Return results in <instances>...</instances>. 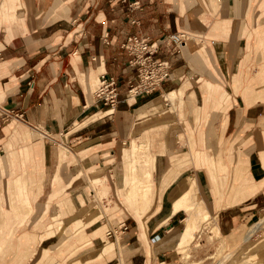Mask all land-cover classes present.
<instances>
[{"label": "crops", "instance_id": "0c3cea01", "mask_svg": "<svg viewBox=\"0 0 264 264\" xmlns=\"http://www.w3.org/2000/svg\"><path fill=\"white\" fill-rule=\"evenodd\" d=\"M263 19L264 0H0V264H164L175 260L180 241L159 239L192 218L194 208L217 219L224 235L258 220L264 212V90L255 68L262 56L264 65V27L256 24ZM175 32L189 36V50L210 43L237 53L229 59L224 53L217 79L195 80L191 60L164 44ZM132 35L157 41L163 58L178 66L175 78L137 97L128 94L138 72L123 47ZM102 74L119 82L124 100L116 107L93 97V80ZM187 80L189 113L199 109L204 117L176 125L193 135L184 152L205 146L206 153L214 142L199 132L216 131L222 120L218 140L232 141L226 170L215 173L207 154L204 166L195 157V168L181 169L178 154L162 151L159 138L155 206L140 217L99 216L91 197L107 205L104 189L115 198L131 177L119 166L145 129L140 111L155 116L163 92ZM214 82L224 83L219 87L228 94L204 111L206 98L220 94L203 90ZM249 84L252 93L245 92ZM191 176L195 187L184 203L195 205L173 211L172 193ZM60 216L64 229L81 221L73 235L50 234ZM112 228L117 232L109 236Z\"/></svg>", "mask_w": 264, "mask_h": 264}, {"label": "rangeland", "instance_id": "374dc122", "mask_svg": "<svg viewBox=\"0 0 264 264\" xmlns=\"http://www.w3.org/2000/svg\"><path fill=\"white\" fill-rule=\"evenodd\" d=\"M258 24H256V27L259 25L261 27H264V19L257 20ZM254 27L253 25H251ZM255 30V29H254ZM215 38L216 35L214 36ZM191 38V37H190ZM201 38V37H200ZM198 39L202 40V42H205L203 39ZM189 39V36L186 38V44L184 47L181 48L180 52H175L176 56H184L185 58L191 60L192 67L190 70V73L192 76H194L195 80H205V76H211V79H217V71L220 75H222V70L221 68H218L216 64L221 63V59L223 58L224 53L227 54L225 56L227 59H229L230 56L236 55L237 52H229L230 55H228L227 52H223L220 47H217L219 45L212 46V44H201L198 47L195 46L193 49L189 50L187 47V40ZM261 40V38H260ZM262 42H264V38H262ZM244 52H240L239 54H242ZM257 59V58H256ZM262 59L263 56L259 59V62L257 63V66L255 68L256 70H260L261 74L259 75L258 79H260V84L262 86V89L264 90V65L261 67L260 63L262 64ZM261 60V62H260ZM169 61V60H168ZM203 61L207 64L203 63ZM172 64V73L177 65H175V62L169 61ZM183 63V61H182ZM183 70V69H182ZM182 70H177L175 74H179L182 72ZM254 70V69H253ZM254 72V73H255ZM218 74V75H219ZM172 77L175 78L174 74ZM176 80H179V78H176ZM226 80L225 85L230 86L231 84L229 81ZM206 81H202L200 84H205ZM99 80L98 78L93 80L92 83V90L95 91L97 86H98ZM224 84V83H215L212 85H209L208 88L203 86V90L205 91L206 89L209 90H214V92L220 91L219 96L217 94H212L209 95L206 98V104L203 107V110L207 111L208 104L211 102L212 105H217L218 107L221 105V101L227 96V91L226 89L228 88H223L219 87V85ZM191 86L190 82L187 80L185 83L181 82L176 86V90H171L175 91L177 95V99L174 103L171 101L167 100V93L169 92H163L164 97L161 98V110H157L155 116L147 114L146 117V111L143 109L140 111L139 115V120H143V128H145L143 131H141L135 138V140L132 141L131 147L129 148L130 150L132 149L131 152V159L128 157L127 152L129 149H125V160L126 158L128 159L127 161H124L120 164V169L124 172L125 176H131L130 178H126L123 180V184L119 186L116 189V196L115 198L111 194H106L105 189L103 193V197H106L107 199V205L104 204V200L100 199L98 200V195L97 196H92L91 197V203L94 202V204L97 206V212L101 216V211H104L106 214H109L119 220H121L123 217H125L126 214L132 213L138 216V214H141V211L143 210V214L147 213L149 209L155 206L156 202L158 201V198L160 195H157V191L154 187V171L156 169V163L154 161L155 158V153H157V140L161 138V150H167L169 154H178L179 157V167L181 169L187 168V167H194L195 168V163L194 159L196 157L197 162L200 166L205 165V154H207V160L209 161L211 167L214 169L215 173L216 172H222L226 170L223 166L227 163H224L225 159L227 160L228 157V150H229V145L232 142L231 139L229 138H221L218 140V136L221 133V122H219V125L217 127L216 131L213 130H208L207 132L201 131L200 133V138L201 140L203 139V134L204 138L207 134L208 139L211 142H214V144H210L208 147L209 149L206 150L207 152L205 153V146L204 149H195L192 148L191 151H185V145L187 143H190L191 138L193 139L192 132L186 131V130H180L179 128L177 129L176 125L178 124H186L189 122L191 118L198 119V117H204V113L200 112L199 109L195 110L193 114L189 113V110L187 108V105L185 104V93L186 89ZM234 90L237 92V89L235 86ZM246 87L245 92H250L252 93L253 85L249 84ZM229 89V88H228ZM263 93V92H262ZM261 93V94H262ZM261 95L260 98H264ZM201 101V100H200ZM146 117V119H145ZM212 121H210L211 123ZM176 128V129H175ZM139 143L140 144V150H136L135 152L133 151L134 143ZM175 147V145H177ZM181 145V146H180ZM131 160V161H130ZM186 160V161H185ZM224 160V161H223ZM177 164V158H174V165ZM184 164V166H182ZM197 165V163H196ZM171 175L175 174V169H171L170 171ZM130 183V184H129ZM190 188H188L186 185ZM129 184V186L126 188V185ZM152 185V192L148 189V194L145 195L146 198L142 199V191L144 188L149 187V185ZM183 187H186V190L193 192V189L195 187V181L193 179V176L189 177L184 181ZM135 189L136 192H139V198L141 197L139 202H135L133 195L131 194L130 190ZM182 189V188H181ZM184 190V191H186ZM191 191V192H190ZM195 191V190H194ZM146 192V191H145ZM154 192V193H153ZM198 195H201L198 191ZM149 199H151L149 201ZM195 200L196 196L194 197ZM136 203L137 206H147L146 208L148 209H142L140 210L137 208L135 209L134 206ZM148 202V203H147ZM150 202V203H149ZM155 202V203H154ZM144 203V204H143ZM148 205H147V204ZM197 203V201H196ZM142 204V205H140ZM153 205V206H152ZM132 208V211L129 209ZM126 208L128 209L127 211ZM199 213L201 211L199 210ZM198 213V214H199ZM203 213V212H202ZM200 214L198 215L199 217V222L200 224L197 227V230L194 234V237H190L192 239L187 240L186 242L179 243L177 248L175 249V260L172 262H166L164 264H264V225L263 227L258 229L249 240H244L245 236L247 233L250 231L252 224L254 225L256 222L260 221L261 219H264V212L262 213L261 217L254 221L251 222L248 226L242 228L239 230L238 233L235 234V232L229 234V235H224L221 233L218 225H217V219L211 218L209 215L206 217L205 214ZM203 216V218H202ZM76 218V214L74 216ZM58 221L63 220L64 223L66 224V221L60 217L57 219ZM57 220L55 223L51 226L50 234H69L73 235L76 232V229L78 227V224L81 223V221L76 222V224L70 228H65L64 230H56V227L58 226ZM218 227V228H217ZM55 229V230H54ZM219 229V230H218ZM218 231V232H217ZM200 234V235H199ZM179 239L178 237H174L172 240H177ZM182 244V245H181ZM225 247V249H224ZM238 247V248H237ZM237 248V249H236ZM236 249V251H235ZM234 250V252H233ZM261 251V252H260ZM232 252V253H231ZM259 252V253H258ZM226 253V254H225ZM231 253V255H230ZM256 254L254 256L253 254ZM252 256H251V255ZM183 258V259H182ZM225 258V259H224Z\"/></svg>", "mask_w": 264, "mask_h": 264}, {"label": "built area", "instance_id": "2783aa9c", "mask_svg": "<svg viewBox=\"0 0 264 264\" xmlns=\"http://www.w3.org/2000/svg\"><path fill=\"white\" fill-rule=\"evenodd\" d=\"M187 34L175 32L169 35L164 44L173 45L177 52L186 44ZM123 47L132 54L131 65L137 69L138 79L128 89L129 96H141L155 92L162 84L172 77V64L163 58L161 44L152 42L147 36H129ZM93 97L96 102H102L106 106L116 107L123 100V93L118 80L114 76L102 74ZM22 118L24 113H17ZM125 224L122 225L124 227ZM117 230L110 229L108 235H115Z\"/></svg>", "mask_w": 264, "mask_h": 264}, {"label": "bare ground", "instance_id": "6f19581e", "mask_svg": "<svg viewBox=\"0 0 264 264\" xmlns=\"http://www.w3.org/2000/svg\"><path fill=\"white\" fill-rule=\"evenodd\" d=\"M176 99H177V95H176V92L175 91H170L169 93H167V100H169V101H171L172 103H174L175 101H176ZM162 110H165V109H162ZM162 110H161V112H162ZM140 144L139 143H134V147H133V151L135 152L137 149L138 150H140ZM136 153V152H135ZM186 161V160H185ZM180 166V165H179ZM182 166H184V164L182 165ZM174 169V168H173ZM28 179V178H27ZM166 184H168V183H166ZM169 184H170V182H169ZM168 184V185H169ZM183 185H184V182L182 183ZM167 185V186H168ZM183 185H181L180 187H178L173 193H172V195H171V199L173 200V204H174V209H172L173 211H176V210H178L179 208H181V207H183V206H185L186 204L184 203V202H186V200H188V196L189 195H191L192 194V192H191V194L189 193V191H187V190H189L190 188L186 185V183H185V185L189 188V189H187L185 192H182V196H179V194L181 193V188L183 187ZM166 186V185H165ZM164 186V187H165ZM152 185L150 184L149 185V187H147V188H144L142 191H139V192H142V199L143 198H146V196L145 195H147L148 194V189L151 191L152 190ZM146 191V192H145ZM130 192H131V194L133 195V198H134V201L135 202H139L140 201V199H141V197L139 198L138 196H139V192H136L135 191V189H133V190H130ZM152 192V191H151ZM154 193V192H153ZM184 193V194H183ZM161 197V196H160ZM159 197V198H160ZM158 198V199H159ZM191 199V198H190ZM139 200V201H138ZM151 199H149V201H150ZM191 201H193V203L196 201V200H191ZM135 202H134V206H135V209L137 210V208H139L140 210H142V209H148V208H146L147 206H143V207H141V206H137V204L138 203H136V205H135ZM148 203V202H147ZM146 203V204H147ZM150 203V202H149ZM155 203V202H154ZM201 203V202H200ZM144 204V203H143ZM185 204V205H184ZM202 204V203H201ZM140 205H142V204H140ZM148 205V204H147ZM192 204L190 203V205L188 204V205H186L184 208L186 209V208H192V206L193 205H195V203L191 206ZM153 206V205H152ZM171 206V205H170ZM200 206V205H199ZM199 206H197V207H199ZM153 208V207H152ZM151 208V209H152ZM204 208V207H203ZM196 208H194V211L195 212H193V217L192 218H190V219H188V220H186V221H184L183 222V224L182 225H180V226H178L177 225V227H173V228H170V230H169V232H168V234H167V236H165V237H161L159 240V243H164V242H166L167 240H169V239H172V238H174V237H178L179 238V241H180V243H183L184 244V242H186L187 240H189V239H192L193 237H194V234H195V232H196V230H197V227L200 225V224H198V222L200 221L199 220V217H198V215H200L203 211V209L202 210H200L201 211V213H199V210H197V212H196V210H195ZM150 210V209H149ZM184 211H186V210H184ZM207 211V210H206ZM199 213V214H198ZM172 214V213H171ZM195 214H197L196 215V219H195ZM203 215L205 214V216L207 217L208 215H209V213L208 212H203L202 213ZM141 215H143V210L141 211V214H138V217H140ZM189 215V214H188ZM169 216H171V215H169ZM210 216V215H209ZM200 217H201V215H200ZM202 218H203V216H202ZM165 220V219H164ZM199 220V221H198ZM161 222V221H160ZM159 222V223H160ZM158 223V224H159ZM163 223V220H162V222L160 223V224H162ZM64 222L61 220L59 223H58V226H57V229L58 230H63L64 229ZM147 224V223H146ZM159 224V225H160ZM263 225H264V219H261L260 221H258V222H256L254 225L252 224V227H251V229H250V231L247 233V235L245 236V239L244 240H249L251 237H252V235L259 229L260 230V228L261 227H263ZM160 228V227H159ZM218 228V227H217ZM219 230V229H218ZM168 231V230H167ZM218 232V231H217ZM200 235V234H199ZM255 235V234H254ZM164 236V235H163ZM190 237H192V238H190ZM155 242V241H154ZM188 242V241H187ZM158 243V242H157ZM156 244V243H155ZM182 245V244H181ZM238 248V247H237ZM236 248V249H237ZM224 249H225V247H224ZM236 249H235V251H236ZM97 250V249H96ZM264 251V250H263ZM233 252H234V250H233ZM261 252V251H260ZM232 253V252H231ZM231 253H230V255H231ZM259 253V252H258ZM226 254V253H225ZM256 254L257 253H255V254H253L254 256H256ZM251 255V254H250ZM252 256V255H251ZM183 259V258H182ZM225 259V258H224ZM264 259V258H263ZM215 264V263H214ZM218 264V263H217ZM219 264H221V263H219Z\"/></svg>", "mask_w": 264, "mask_h": 264}]
</instances>
